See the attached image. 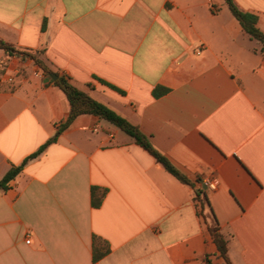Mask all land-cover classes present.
<instances>
[{
    "label": "crops",
    "instance_id": "0c3cea01",
    "mask_svg": "<svg viewBox=\"0 0 264 264\" xmlns=\"http://www.w3.org/2000/svg\"><path fill=\"white\" fill-rule=\"evenodd\" d=\"M233 1L264 33V0ZM0 38L128 119L194 184L97 116L59 133L65 94L0 49V181L49 142L0 189V264H227L208 207L231 263L264 264V52L225 0H0ZM95 246L109 249L98 261Z\"/></svg>",
    "mask_w": 264,
    "mask_h": 264
},
{
    "label": "trees",
    "instance_id": "16d2710c",
    "mask_svg": "<svg viewBox=\"0 0 264 264\" xmlns=\"http://www.w3.org/2000/svg\"><path fill=\"white\" fill-rule=\"evenodd\" d=\"M225 3L229 8L231 14L239 22L243 31L251 39L256 40L261 45V50L264 52V33L257 26L258 17L254 14L244 12L239 9L233 0H225ZM0 49L4 50L9 55H21L23 58H30L34 61L35 65L42 68L47 75L53 74L38 57H36L32 53L16 49L13 45L5 42L1 38ZM51 82L65 94L70 105L69 114L65 121L61 124L59 133L67 129L78 116L85 114L97 116L99 119L114 125L127 136H129L135 142V144H137L145 151H147L151 156H153L154 159L159 164H161L169 174H171L181 183L194 187V184L184 174H182L165 156L158 152L153 147L149 139L128 119L118 114L115 110L111 109L104 103L97 101L90 94L75 87L65 77L59 76L56 80H51ZM167 91L168 90L165 88L158 87L154 90L153 94L155 97H158L166 93ZM48 144L49 142L43 145L36 153L27 158L22 165L11 168L0 181V189L7 190L9 182L12 181L20 173L23 165L29 159L37 156ZM195 197L199 202H201L202 209L205 210L206 206H208L205 190L201 188L195 189ZM102 198L103 196H100L97 193V189L92 188V205L95 208L100 206ZM208 208V213L204 215L207 219L211 220V222L208 224V231L211 234L213 241L217 247L219 256L225 261V263L232 264L228 255L229 239L221 233L218 221L212 209L210 207ZM108 251L109 249L107 247H103L101 250H97V247L95 246L93 256L94 261H98L99 259L104 257L108 253Z\"/></svg>",
    "mask_w": 264,
    "mask_h": 264
},
{
    "label": "built area",
    "instance_id": "2783aa9c",
    "mask_svg": "<svg viewBox=\"0 0 264 264\" xmlns=\"http://www.w3.org/2000/svg\"><path fill=\"white\" fill-rule=\"evenodd\" d=\"M21 56V55H19ZM22 57V56H21ZM12 79L10 78L9 81H11ZM218 183L216 181H210L206 184L207 188L211 191H215L217 188ZM29 238H30V234L27 236V240L26 242L29 243Z\"/></svg>",
    "mask_w": 264,
    "mask_h": 264
},
{
    "label": "water",
    "instance_id": "95a60500",
    "mask_svg": "<svg viewBox=\"0 0 264 264\" xmlns=\"http://www.w3.org/2000/svg\"><path fill=\"white\" fill-rule=\"evenodd\" d=\"M51 77H52V79H53V80H56V79L58 78V76H57V75H55V74H52V75H51ZM206 188H207V187H206V186H204V189H206Z\"/></svg>",
    "mask_w": 264,
    "mask_h": 264
}]
</instances>
